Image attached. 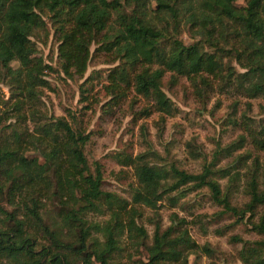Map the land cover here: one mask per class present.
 Returning a JSON list of instances; mask_svg holds the SVG:
<instances>
[{
	"label": "trees",
	"instance_id": "obj_1",
	"mask_svg": "<svg viewBox=\"0 0 264 264\" xmlns=\"http://www.w3.org/2000/svg\"><path fill=\"white\" fill-rule=\"evenodd\" d=\"M239 1L0 0V84L8 92L5 98L0 91V264H191V254L212 255L209 244L189 234L193 220L172 213L161 228L159 217L145 213L158 215L162 199L175 205L185 191L200 188L220 207L216 216L232 215L257 235L231 237L240 243L237 260L264 264V117L229 118L243 133L225 146L216 143L210 160L197 152L196 173L167 162L149 142L135 155L113 153L131 169V199L124 198L103 189L102 165L89 163V135L75 114L45 111L46 76L55 69L32 39L49 25L58 66L69 78L83 77L93 44L119 61L104 87L113 105L132 92L146 100L135 119L155 111L161 123L175 114L163 90L167 75L172 84L185 77L196 89L232 97L236 112L239 98L264 97V0ZM246 142L255 154L244 168H233L240 155L217 168ZM237 192L246 199L233 204ZM141 248L146 255L136 258Z\"/></svg>",
	"mask_w": 264,
	"mask_h": 264
},
{
	"label": "rangeland",
	"instance_id": "obj_2",
	"mask_svg": "<svg viewBox=\"0 0 264 264\" xmlns=\"http://www.w3.org/2000/svg\"><path fill=\"white\" fill-rule=\"evenodd\" d=\"M238 4H243V1L240 0ZM47 27V30L35 32L32 37L39 54L55 69L46 76L50 87L44 90L42 98L45 111L55 116H67L66 112L70 111L78 118V124L89 135L85 147L89 163L97 161L102 165L104 190L131 199V169L118 165L112 159L115 152L124 150L135 155L144 151L149 142L150 147L167 162L196 173L200 170L202 161L201 157H195L197 152L210 160L216 143L225 146L243 133L241 127L231 124L229 118H237L242 113L255 120L264 117V97L250 101L239 98L240 103L236 112H233L232 97L219 93L216 89H196L185 77L172 84L170 75H167L163 79V90L176 107L175 114L165 117L161 123H158L161 115L155 111L135 119L134 113H139L145 107L146 100L132 92L119 104L113 105L104 87L107 84L105 75L119 61L113 63L111 56L98 51L97 45L93 44L83 77L69 78L58 66V41L49 25ZM181 38L186 44L192 40L186 33ZM0 91L4 92L6 98L7 88L2 84ZM246 102L250 103V107ZM254 154L253 146L246 142L232 156L223 157L217 168L229 166L240 155V160L233 164V168L242 169ZM219 176L217 174L215 178L223 185L226 179ZM177 194L172 192L171 196L177 197ZM245 199L242 193L237 192L232 197V203L240 204ZM157 206L158 215L149 211L145 215L154 219L159 217L161 228L171 222L170 215L175 213L179 218L193 220L187 228L198 244H209L212 255L201 252L191 254L188 258L191 264H242L236 258L240 243L232 242L231 237L236 235L247 240L257 238L256 234L248 230V225L236 223L232 215L216 216L220 207L211 201L207 188L185 191V195L175 201V205H170L164 198ZM92 217L96 220L103 218L99 215ZM143 223L151 234L152 225L145 218ZM144 255L145 250L141 248L136 253V258H144Z\"/></svg>",
	"mask_w": 264,
	"mask_h": 264
}]
</instances>
